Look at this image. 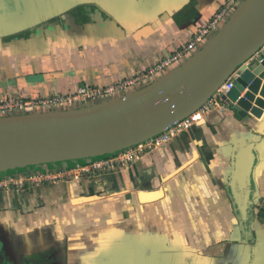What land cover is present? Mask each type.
Returning a JSON list of instances; mask_svg holds the SVG:
<instances>
[{
    "label": "crops",
    "instance_id": "1",
    "mask_svg": "<svg viewBox=\"0 0 264 264\" xmlns=\"http://www.w3.org/2000/svg\"><path fill=\"white\" fill-rule=\"evenodd\" d=\"M227 2L0 0V103L139 77ZM193 57L100 102L0 118L114 101ZM254 95L250 111L220 98L160 147L109 155L114 169L100 157L0 172V264H264V75Z\"/></svg>",
    "mask_w": 264,
    "mask_h": 264
},
{
    "label": "water",
    "instance_id": "2",
    "mask_svg": "<svg viewBox=\"0 0 264 264\" xmlns=\"http://www.w3.org/2000/svg\"><path fill=\"white\" fill-rule=\"evenodd\" d=\"M263 47L264 0H246L195 57L140 91L84 109L0 118V172L100 158L147 143L194 115L237 70L221 99L250 111L264 55L245 64Z\"/></svg>",
    "mask_w": 264,
    "mask_h": 264
},
{
    "label": "built area",
    "instance_id": "3",
    "mask_svg": "<svg viewBox=\"0 0 264 264\" xmlns=\"http://www.w3.org/2000/svg\"><path fill=\"white\" fill-rule=\"evenodd\" d=\"M244 1L245 0H228L222 9L209 22L208 26L199 30L197 35L188 43V45L183 47L180 52H178L174 57L169 58L167 62H164L163 64L148 70L139 77H136L130 81L111 85L107 88L87 86L79 88L75 93H69L61 96L41 97L30 101L22 100L18 97H12L0 103V115L21 114L22 112L30 113L35 109H49L52 107H73L80 103L100 102L103 99H108L117 94L127 92L131 87L136 86L138 83L151 80L160 75L168 67L185 59H190L195 54L200 52L216 36L217 32H219V30L227 23L230 16H232L239 9V5ZM263 55L264 47L260 49V51L254 55L245 65L248 67L251 63L256 62L259 57ZM239 71L240 70L235 71V73L226 82L222 83L215 95L194 115L184 121L178 122L175 127L163 134V138H161L163 135L155 138L158 139L155 142V147H160L161 143L165 142V134H178L187 128L199 111L208 112L215 107L220 106L219 99L222 98V96L227 95V93L234 87V82L239 77ZM101 158L105 159L104 161H100L97 163V165H95L96 169H114L117 166V162L114 158H110L109 156H104Z\"/></svg>",
    "mask_w": 264,
    "mask_h": 264
},
{
    "label": "rangeland",
    "instance_id": "4",
    "mask_svg": "<svg viewBox=\"0 0 264 264\" xmlns=\"http://www.w3.org/2000/svg\"><path fill=\"white\" fill-rule=\"evenodd\" d=\"M245 1H246V0H245ZM245 1H244V2H245ZM241 4H242V3H241ZM241 4H240V5H241ZM240 5H239V6H240ZM75 162H77V161H75ZM75 162H74V163H75ZM72 163H73V162H66V163H58V164H54V165H56V166L67 165L68 167H70V166L72 165ZM15 171H16V170L4 171V173H5V174H11V173H15Z\"/></svg>",
    "mask_w": 264,
    "mask_h": 264
}]
</instances>
